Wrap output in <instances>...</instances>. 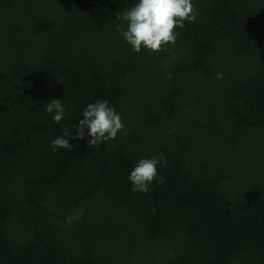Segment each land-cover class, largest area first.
I'll return each instance as SVG.
<instances>
[{
    "label": "trees",
    "instance_id": "1",
    "mask_svg": "<svg viewBox=\"0 0 264 264\" xmlns=\"http://www.w3.org/2000/svg\"><path fill=\"white\" fill-rule=\"evenodd\" d=\"M192 2L137 53L116 26L138 0H0V264H264V0ZM97 100L124 129L54 151Z\"/></svg>",
    "mask_w": 264,
    "mask_h": 264
},
{
    "label": "clouds",
    "instance_id": "2",
    "mask_svg": "<svg viewBox=\"0 0 264 264\" xmlns=\"http://www.w3.org/2000/svg\"><path fill=\"white\" fill-rule=\"evenodd\" d=\"M198 15L192 0H138V3L117 16V19L127 23V28L121 25L116 27L135 52L140 53L142 49L161 52L169 44L175 45L179 35L176 29H183L186 22L195 23ZM222 78L223 75L218 73L217 79ZM46 111L54 113L52 120L55 123L65 118V108L58 98L46 104ZM82 117L74 126L76 136H72L73 130L65 128L63 134L52 141L54 151L60 148L73 151L75 146L69 143V139L83 140L85 129L91 147H99L102 142L115 139L124 129L122 117L107 100L88 104ZM161 164L167 166V159L163 155L140 159L128 177L132 184L131 190L147 193L158 177L157 166ZM159 182L163 183L164 177H159Z\"/></svg>",
    "mask_w": 264,
    "mask_h": 264
}]
</instances>
